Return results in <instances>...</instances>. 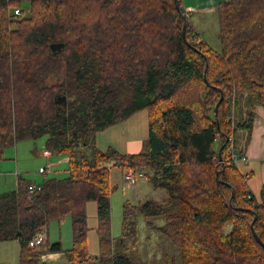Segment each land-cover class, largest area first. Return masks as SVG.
<instances>
[{
    "label": "trees",
    "instance_id": "trees-1",
    "mask_svg": "<svg viewBox=\"0 0 264 264\" xmlns=\"http://www.w3.org/2000/svg\"><path fill=\"white\" fill-rule=\"evenodd\" d=\"M177 1L179 9L174 0H0V162L17 143L44 138L46 153L66 158L68 172L45 174L33 194L22 178L0 194V243H19L18 264H44L50 253H63L67 264H132L139 213L164 219V228L149 226L178 248L180 264H264V190L260 202L252 196L226 141L236 93L264 108V0L217 7L219 53L196 40ZM140 111L148 125L140 152L94 147L97 133ZM109 162L152 169V187L168 198L125 203L117 239ZM89 203L97 206L98 256L88 254ZM66 217L69 249L46 239L28 247L37 231Z\"/></svg>",
    "mask_w": 264,
    "mask_h": 264
},
{
    "label": "rangeland",
    "instance_id": "rangeland-1",
    "mask_svg": "<svg viewBox=\"0 0 264 264\" xmlns=\"http://www.w3.org/2000/svg\"><path fill=\"white\" fill-rule=\"evenodd\" d=\"M182 1V2H181ZM181 4L193 2L194 0H181ZM22 9L25 15H28V4L23 3ZM187 17L191 25L196 30V40L205 42L212 50L220 52L219 26L217 10L204 11H187ZM235 100V99H234ZM233 100V103H234ZM148 137L147 112L140 111L129 120H125L116 125H113L102 132H99L94 137V147L99 152H106L113 146L123 148L124 144L132 141L133 148L137 143H142ZM44 138L36 141H24L15 145V148L6 152V159L0 162L4 166V170H8L9 163L15 165L16 162H21L23 171L22 177L27 184L32 183L29 176L24 173H29L30 170H37L38 163L43 162L42 144ZM218 147V143L215 148ZM114 148V147H113ZM141 149L138 151L140 152ZM137 152V153H138ZM85 157H90V152L87 149L82 150ZM18 155V160L17 156ZM37 156L40 161L37 162ZM58 159L55 156L51 157V162H56ZM63 166L55 168L47 174V178L63 179L68 176L66 172L67 159L63 158ZM113 162L107 163L105 166L109 171V183L113 190L109 196L110 204V237L117 239L121 235L123 205L129 203L132 206H138L144 202H155L163 205L167 198L166 192L162 189H154L149 181L154 174L152 169H144L142 172L146 175V179H139L133 186L124 183L123 173L125 170L113 168ZM15 167V166H14ZM14 171H4L1 177L13 179L11 175ZM42 175V174H41ZM39 177V176H38ZM5 188L0 192L10 191ZM97 206L95 203L86 205V239L88 245V254L90 256H98L99 245L97 226L98 220L96 215ZM149 223L154 227L164 228L165 221L163 218H145L140 213L137 215V231H138V247L134 252H130V260L132 264H180V254L178 248L173 245L170 240L162 233L154 230ZM228 231V228L225 229ZM46 241L51 245L60 243L61 247L66 250L72 244V223L71 218L66 217L61 222L52 220L47 224L45 229ZM9 245L0 243V264H17L18 253L9 250ZM11 245V244H10ZM7 248V249H6ZM53 264H66L64 261H58Z\"/></svg>",
    "mask_w": 264,
    "mask_h": 264
},
{
    "label": "crops",
    "instance_id": "crops-1",
    "mask_svg": "<svg viewBox=\"0 0 264 264\" xmlns=\"http://www.w3.org/2000/svg\"><path fill=\"white\" fill-rule=\"evenodd\" d=\"M225 2H227V0H194V3L188 2L181 5L185 12L195 10L207 12L210 10H217V7ZM234 99L232 127L233 130L235 128L236 130L234 131L233 136L238 145V150H244V154L247 157L246 163L239 162L235 166L238 172L242 176L246 177L245 180L252 196L260 202L261 195L264 190V108L253 104V102L249 100V98L244 94L236 93ZM133 146L134 145L132 141H128L126 144H124L123 148L117 146H113L114 148H111L121 154H136L141 149L142 143H137V146L132 149ZM16 157L18 160V155ZM41 158L43 159V162L42 164L38 163V168L36 171L30 170L29 173H24L28 175L32 181V183L29 184L25 182L24 178L22 177L23 174L19 172L23 171L20 161L16 162L15 165L9 163L7 167L8 170H4V166L0 165V177L4 171H14L8 172L12 173L11 175L14 176L13 179H10L11 177H8L7 179L4 177L0 178V190L8 187L11 189L10 191L16 190L19 178H22L27 185H39V183L42 182L44 176L39 174V170L45 167L47 163L51 164V171L55 170V168H61L64 165L63 159H59L56 162H51V156H49L44 150V143L42 144ZM36 161H40L38 156ZM2 193L5 192L1 191L0 194ZM165 201H167V199ZM3 243L9 244L3 245L4 248L9 246V250L17 252L19 257L20 246L17 241ZM58 261L66 262L63 253H50L41 256V262L44 264H53Z\"/></svg>",
    "mask_w": 264,
    "mask_h": 264
},
{
    "label": "built area",
    "instance_id": "built-area-1",
    "mask_svg": "<svg viewBox=\"0 0 264 264\" xmlns=\"http://www.w3.org/2000/svg\"><path fill=\"white\" fill-rule=\"evenodd\" d=\"M20 13L19 9L14 11V15L18 16ZM235 96V95H234ZM233 117V115H232ZM236 128L234 129V131ZM229 143V158L232 165H236L239 162L246 163L247 157L244 154V150H238V145L235 141L234 136L232 135L231 138L227 140ZM51 171V164L47 163V165L39 170V174L45 175ZM143 170L141 169H125L123 173V180L129 186H133L137 183L139 179H146V175L143 174ZM41 190V186L39 185H31L28 187V193L33 194ZM46 239L45 229L37 231L31 241L28 244L30 249H40L42 242Z\"/></svg>",
    "mask_w": 264,
    "mask_h": 264
},
{
    "label": "water",
    "instance_id": "water-1",
    "mask_svg": "<svg viewBox=\"0 0 264 264\" xmlns=\"http://www.w3.org/2000/svg\"><path fill=\"white\" fill-rule=\"evenodd\" d=\"M175 1V3H176V9H179L178 8V1L177 0H174ZM182 37H183V40L185 41V43H186V45L187 46H189V44L187 43V41H186V38H185V26H183V28H182ZM206 71H207V66H206V68H205V73H206ZM204 77H205V74H204ZM221 101H222V96L220 97V99H219V102L217 103V105H216V107H215V111H217V108H218V106H219V104L221 103ZM55 104L56 105H64L65 104V96H62V97H60L59 99H56L55 100ZM226 141H227V139H226ZM219 153H220V151H219ZM232 198H234V194H232ZM253 226V224L251 225V227ZM253 235H254V238L256 239V241L259 243V244H261V242L259 241V239L257 238V236L255 235V233H253ZM262 245V244H261ZM263 246V245H262Z\"/></svg>",
    "mask_w": 264,
    "mask_h": 264
}]
</instances>
